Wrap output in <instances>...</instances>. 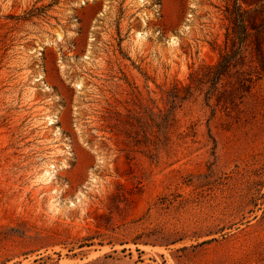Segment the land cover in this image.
I'll return each mask as SVG.
<instances>
[{
	"label": "rangeland",
	"instance_id": "rangeland-1",
	"mask_svg": "<svg viewBox=\"0 0 264 264\" xmlns=\"http://www.w3.org/2000/svg\"><path fill=\"white\" fill-rule=\"evenodd\" d=\"M257 48L264 0H0V264H264Z\"/></svg>",
	"mask_w": 264,
	"mask_h": 264
},
{
	"label": "trees",
	"instance_id": "trees-1",
	"mask_svg": "<svg viewBox=\"0 0 264 264\" xmlns=\"http://www.w3.org/2000/svg\"><path fill=\"white\" fill-rule=\"evenodd\" d=\"M228 13L231 16L233 23L231 47L220 54V57L215 64L203 67L201 72L197 73L194 78V81L196 82L203 78H208L211 82V88L217 84L224 74L230 72L236 66L242 65V61L245 57L243 52L246 49V46H248L247 40L250 37L247 24L248 10L242 9L240 5L235 2L232 9L228 10ZM256 50L260 53V70L264 73V54L261 49L257 48Z\"/></svg>",
	"mask_w": 264,
	"mask_h": 264
},
{
	"label": "bare ground",
	"instance_id": "bare-ground-1",
	"mask_svg": "<svg viewBox=\"0 0 264 264\" xmlns=\"http://www.w3.org/2000/svg\"><path fill=\"white\" fill-rule=\"evenodd\" d=\"M138 35L142 36L141 33H138ZM58 37H60V35H58ZM174 42V40H172ZM77 86H79V83H77ZM47 120L52 123L54 121L53 117L48 116ZM55 174V165H50L49 167H47L45 170H43V173L41 174L39 180L42 183H47L49 182L53 176Z\"/></svg>",
	"mask_w": 264,
	"mask_h": 264
}]
</instances>
